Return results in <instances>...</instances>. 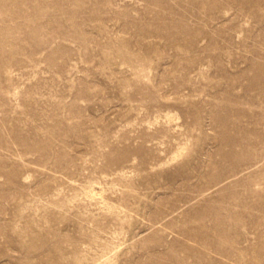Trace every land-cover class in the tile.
<instances>
[{
  "label": "rangeland",
  "instance_id": "374dc122",
  "mask_svg": "<svg viewBox=\"0 0 264 264\" xmlns=\"http://www.w3.org/2000/svg\"><path fill=\"white\" fill-rule=\"evenodd\" d=\"M0 264H264V0H0Z\"/></svg>",
  "mask_w": 264,
  "mask_h": 264
},
{
  "label": "bare ground",
  "instance_id": "6f19581e",
  "mask_svg": "<svg viewBox=\"0 0 264 264\" xmlns=\"http://www.w3.org/2000/svg\"><path fill=\"white\" fill-rule=\"evenodd\" d=\"M95 196V195H94Z\"/></svg>",
  "mask_w": 264,
  "mask_h": 264
}]
</instances>
